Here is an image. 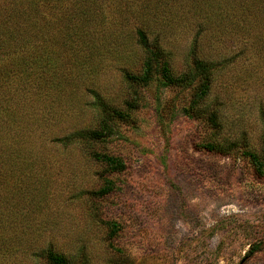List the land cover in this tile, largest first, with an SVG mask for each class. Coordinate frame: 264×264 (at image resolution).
Instances as JSON below:
<instances>
[{
    "label": "rangeland",
    "instance_id": "obj_1",
    "mask_svg": "<svg viewBox=\"0 0 264 264\" xmlns=\"http://www.w3.org/2000/svg\"><path fill=\"white\" fill-rule=\"evenodd\" d=\"M68 2H59L52 18ZM129 2L103 1L100 28L118 30V38L99 50L93 71L59 43L42 60L56 70L39 72L52 85L8 86L7 94L18 93L15 104L25 107L8 137L18 133L33 154L30 170L0 179V264H47L42 252L50 246L84 252L90 264H264V172L244 153L245 146L264 149V0H173L166 6L175 22L161 35L175 73L187 69L198 36L216 63L208 104L219 110L220 133L185 114L194 86L160 88L158 75L147 87L123 78L121 69L136 73L143 55L133 37L121 38L127 30L121 22L131 25L123 19ZM208 2L218 15H209ZM91 91L129 112V119L114 122L115 133L85 145L88 150L55 143L75 129L96 128ZM134 93L137 106L130 109ZM223 141L236 147H204ZM91 150L119 158L122 170L109 172L89 158ZM105 180L114 190L96 195Z\"/></svg>",
    "mask_w": 264,
    "mask_h": 264
},
{
    "label": "trees",
    "instance_id": "obj_2",
    "mask_svg": "<svg viewBox=\"0 0 264 264\" xmlns=\"http://www.w3.org/2000/svg\"><path fill=\"white\" fill-rule=\"evenodd\" d=\"M61 1L0 0V95H2L0 97V179H5L6 175L22 176L26 170H30L31 167L27 162L33 154V150L25 142L22 143L24 140L17 137L18 133H9V137L7 134V128H12L13 123H16L15 115L19 112L23 115L25 109V107L21 109L14 102V96L18 93L11 91L7 94L10 83L14 85L29 83L40 88L52 85L46 82L39 72H51V68L56 70L54 62L45 63L42 60L51 46L55 44L57 46L59 43L61 46L66 44L69 50L72 49V57L82 64V67H86L88 72L93 71L95 58L100 55L101 50L118 38L116 34L118 30L107 34V31L100 28L105 11L104 0H69L65 6L66 11H61V15L56 14L52 18L54 8L59 6ZM107 1L113 3L115 0ZM167 1L169 2H163L165 4L163 7H160L158 2L150 6L149 0H130L131 3L125 4L123 19L131 25L125 28L126 23L121 22L123 23L121 26L127 29L124 30L126 34L123 33L121 38L123 35L125 37L127 35V38L133 37L143 55L136 73L126 68L121 69L123 78L135 86L147 87L158 75L157 82L160 88L188 89L194 86L196 92L190 106L185 109V114L202 121L215 133L223 132L219 110L212 107L209 110L208 104L217 72L216 63L206 54L202 43L199 42V36L194 38L189 51L190 62L187 69L181 73H175L173 69L171 49L167 46L168 41L161 35L165 34L166 29L175 22L171 16L173 13L169 14V9L166 7L173 0ZM38 2L41 7L38 6ZM206 4L207 10L211 13L209 15H218V8L213 6V2ZM190 9L197 13L196 6H191ZM120 11L119 7L115 9L116 14ZM199 12L204 13L205 7ZM31 52L38 55L31 59L26 55ZM59 76L58 74V79ZM91 94V107L97 115L96 128L75 129L55 139V143L65 147L77 145L83 148L92 142L103 143L115 133L114 122L129 119V112L114 106L95 91H91ZM136 106L137 96L134 93L132 99L126 103V107L135 109ZM204 147L212 151L224 152L233 149L236 144L223 141L222 144H206ZM244 148V153L256 166V170L263 173L264 149L258 152L248 146ZM88 152L90 159L105 165L111 173L121 171L123 168V162L117 157L98 153L95 150ZM114 188L110 180H105V185L95 194L105 196ZM113 228L116 226L113 225ZM42 253L47 264H90V259L84 252L81 255L64 254L50 246Z\"/></svg>",
    "mask_w": 264,
    "mask_h": 264
}]
</instances>
